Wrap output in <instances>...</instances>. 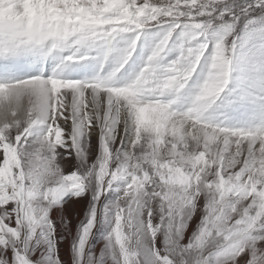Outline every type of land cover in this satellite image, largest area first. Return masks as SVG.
Here are the masks:
<instances>
[{
    "label": "snow or ice",
    "instance_id": "6c2138e0",
    "mask_svg": "<svg viewBox=\"0 0 264 264\" xmlns=\"http://www.w3.org/2000/svg\"><path fill=\"white\" fill-rule=\"evenodd\" d=\"M0 264H264V0H0Z\"/></svg>",
    "mask_w": 264,
    "mask_h": 264
}]
</instances>
